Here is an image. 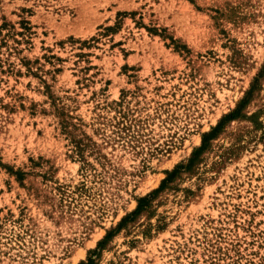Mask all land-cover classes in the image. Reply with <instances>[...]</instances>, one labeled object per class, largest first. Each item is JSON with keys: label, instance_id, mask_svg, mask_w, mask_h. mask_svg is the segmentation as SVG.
Here are the masks:
<instances>
[{"label": "rangeland", "instance_id": "obj_1", "mask_svg": "<svg viewBox=\"0 0 264 264\" xmlns=\"http://www.w3.org/2000/svg\"><path fill=\"white\" fill-rule=\"evenodd\" d=\"M0 264H264V0H0Z\"/></svg>", "mask_w": 264, "mask_h": 264}]
</instances>
